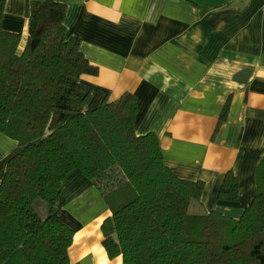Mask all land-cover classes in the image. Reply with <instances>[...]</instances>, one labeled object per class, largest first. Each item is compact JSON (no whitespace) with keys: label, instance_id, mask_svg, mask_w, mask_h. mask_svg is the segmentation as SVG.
Here are the masks:
<instances>
[{"label":"trees","instance_id":"1","mask_svg":"<svg viewBox=\"0 0 264 264\" xmlns=\"http://www.w3.org/2000/svg\"><path fill=\"white\" fill-rule=\"evenodd\" d=\"M0 132L16 142L0 183V264H69L73 232L55 217L62 182L77 170L101 192L110 216L102 246L121 264H264V155L255 171V195L238 219L201 207L202 181L175 177L155 134H135V98L86 109L97 74L79 40L67 37L65 5L27 2L28 31L1 28ZM226 101L217 129L225 121ZM216 129V130H217ZM216 132V131H215ZM229 171L217 199L238 200ZM47 205L43 217L33 205ZM193 206L195 212H191Z\"/></svg>","mask_w":264,"mask_h":264},{"label":"crops","instance_id":"2","mask_svg":"<svg viewBox=\"0 0 264 264\" xmlns=\"http://www.w3.org/2000/svg\"><path fill=\"white\" fill-rule=\"evenodd\" d=\"M41 1L4 0L1 28L20 35L19 52L27 39V2ZM54 1L65 5L67 37L78 38L80 52L97 68L80 79L91 91L86 109L132 94L135 134L157 136L175 177L204 183L203 211L238 219L254 198L264 155V0ZM15 147L0 132V183ZM229 171L239 184L232 203L217 199ZM56 208L55 217L73 232L69 264L122 263L102 246L109 209L79 171L63 180Z\"/></svg>","mask_w":264,"mask_h":264},{"label":"rangeland","instance_id":"3","mask_svg":"<svg viewBox=\"0 0 264 264\" xmlns=\"http://www.w3.org/2000/svg\"><path fill=\"white\" fill-rule=\"evenodd\" d=\"M33 208H34L35 212H36L39 216L43 217V215H44V211L46 210L47 205H46L44 202H42V201H38V202H36V203L33 205ZM190 210H191V212H195V208H193V206H191Z\"/></svg>","mask_w":264,"mask_h":264}]
</instances>
